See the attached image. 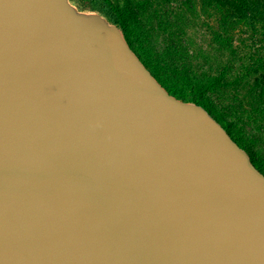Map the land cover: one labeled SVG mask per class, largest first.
Instances as JSON below:
<instances>
[{
	"label": "water",
	"instance_id": "obj_1",
	"mask_svg": "<svg viewBox=\"0 0 264 264\" xmlns=\"http://www.w3.org/2000/svg\"><path fill=\"white\" fill-rule=\"evenodd\" d=\"M0 264H264V171L105 15L0 0Z\"/></svg>",
	"mask_w": 264,
	"mask_h": 264
},
{
	"label": "rangeland",
	"instance_id": "obj_2",
	"mask_svg": "<svg viewBox=\"0 0 264 264\" xmlns=\"http://www.w3.org/2000/svg\"><path fill=\"white\" fill-rule=\"evenodd\" d=\"M71 1L98 12L122 7L121 28L131 34L144 62L172 93L200 101L224 124L243 131L249 140L238 141L264 171V23L250 19L259 14L251 9L250 18L244 13L235 18L230 13L229 24L222 26L217 12L202 0ZM188 50L190 67L184 59ZM248 115L259 118V126Z\"/></svg>",
	"mask_w": 264,
	"mask_h": 264
},
{
	"label": "trees",
	"instance_id": "obj_3",
	"mask_svg": "<svg viewBox=\"0 0 264 264\" xmlns=\"http://www.w3.org/2000/svg\"><path fill=\"white\" fill-rule=\"evenodd\" d=\"M205 5L213 8L214 11L217 12V14L220 16V20L219 23L222 26H227L229 24V14L232 13L234 14V17L236 18L237 14L241 15V14H245L247 18H250V13H251V9L254 10V14H259L258 17L256 19H254L251 16V20L252 21H258L259 23H264V0H202ZM242 5V7H247L248 11H242L236 7V6ZM116 9H112V8H108V10L106 11H101L100 13L105 15L109 20H111L112 22L117 23L120 27H122V14H125L124 11L122 10V7L120 6H115ZM81 9H86L85 7L81 8ZM123 28V27H122ZM126 36L128 37L131 45L132 43V36L130 33H126V30H124ZM185 32L182 30V32H180V34H178L177 36L180 38L184 37ZM133 46V45H132ZM144 48V47H142ZM136 50V49H135ZM170 52V51H169ZM173 56V55H172ZM193 55L190 53V50H188L186 52V56L184 57L185 60H189L187 62V66H193V64H191V59H192ZM197 102H200L198 100H195ZM264 103V102H263ZM262 111H264V105H262ZM264 114V112H263ZM248 119H250L251 123L255 124L256 126H259L258 122H260L259 118L256 117H251V116H247ZM227 129L230 131L231 135L233 136V138H235L236 140L238 139H243V131H241L240 129H238L234 124L233 126H229L224 124ZM255 128V127H254ZM256 129V128H255ZM254 130V129H253ZM257 130V129H256ZM256 134V133H255ZM255 134H252L255 137ZM243 140H249V139H243ZM242 143V142H241ZM243 144V143H242ZM244 145V144H243ZM251 154L254 157V154L251 152ZM255 157H256V153H255Z\"/></svg>",
	"mask_w": 264,
	"mask_h": 264
}]
</instances>
